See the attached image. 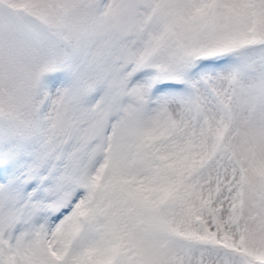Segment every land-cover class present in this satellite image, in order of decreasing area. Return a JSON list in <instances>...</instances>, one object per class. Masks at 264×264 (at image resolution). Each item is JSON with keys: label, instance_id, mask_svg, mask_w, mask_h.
<instances>
[{"label": "snow or ice", "instance_id": "obj_1", "mask_svg": "<svg viewBox=\"0 0 264 264\" xmlns=\"http://www.w3.org/2000/svg\"><path fill=\"white\" fill-rule=\"evenodd\" d=\"M0 264H264V0H0Z\"/></svg>", "mask_w": 264, "mask_h": 264}]
</instances>
